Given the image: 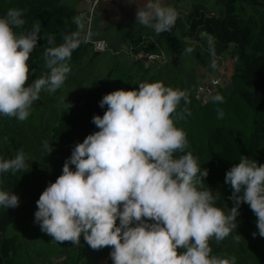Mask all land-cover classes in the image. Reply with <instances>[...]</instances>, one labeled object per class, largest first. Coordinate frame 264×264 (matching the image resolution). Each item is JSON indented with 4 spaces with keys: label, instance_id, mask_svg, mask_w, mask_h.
<instances>
[{
    "label": "clouds",
    "instance_id": "1",
    "mask_svg": "<svg viewBox=\"0 0 264 264\" xmlns=\"http://www.w3.org/2000/svg\"><path fill=\"white\" fill-rule=\"evenodd\" d=\"M177 18L175 8L162 0H145L143 7L137 6L135 22L160 34L171 31ZM24 24L19 9L10 8L0 17V115L20 121L29 116L45 86L54 92L64 83L70 72L65 61L80 43L75 34L65 35L59 45L49 37L52 46L44 53L49 74L26 86L39 27L17 34L14 29ZM223 99L211 97L213 102ZM181 100L189 102L184 91L161 82L104 94L99 101L101 108L107 106L104 114L92 117L99 130L74 145L61 174L36 200L34 223L40 230L57 242L79 244L83 235L94 250L110 246L112 264H229L211 255L209 240L219 242L230 234L236 238L239 208L247 203L264 237V164L241 156L226 171L233 206L225 214L217 206L218 196L197 187L208 170L198 166L191 152L174 155L188 144L171 116ZM222 117L218 109L217 118ZM44 149L50 153L51 146L44 142ZM27 170L22 150L0 159V175ZM18 205L16 193L0 188V208ZM231 264H236L234 257Z\"/></svg>",
    "mask_w": 264,
    "mask_h": 264
},
{
    "label": "trees",
    "instance_id": "2",
    "mask_svg": "<svg viewBox=\"0 0 264 264\" xmlns=\"http://www.w3.org/2000/svg\"><path fill=\"white\" fill-rule=\"evenodd\" d=\"M205 1L191 0L190 3L188 0L185 10L176 8L178 18L169 32L156 34L153 29L144 31L138 26L124 32L122 39L127 43L125 56L131 58V64L125 57L115 60L105 76L93 75L86 89L51 107L48 133L55 146L54 152L39 154L23 140L21 121L0 115V159H11L22 150L28 164L25 172L0 175V188L11 190L19 197L17 207L0 208V264L91 263L83 246L74 248L70 241L57 242L40 230L34 223L36 200L61 174L68 158L62 149L72 150L77 142L99 130L92 117L104 114L107 106L101 108L99 105L104 94L120 88L134 89L140 83L151 82L184 90L183 83L176 87L174 81L163 79L160 67L151 71L152 63L144 64L142 58L134 59L135 55L158 54L164 60L165 52L181 53L203 37L212 38L218 51L230 58L231 81L227 90L220 94L224 98L222 103L210 101L200 104L193 99L192 91H184L189 102L185 105L181 100L171 116L175 126L186 133L188 144L184 152L178 151L174 155L191 152L198 166L208 170V175L197 183V187L208 191L222 190L226 200L224 212L230 211L233 206L229 199L232 189L224 182L226 171L238 163L241 156L264 164V0H218L222 6L218 12L209 9ZM10 8L21 10L25 20L21 28L14 29L17 34L26 33L33 25L39 27V41L28 61L30 75L27 84L49 74L50 70L44 63L45 49L52 46L48 43L49 37L54 38L56 45L63 43V37L68 34H75L80 40L71 59L65 61L70 67L67 74H71L74 68L90 65L97 52L91 42L84 41V35L78 30L79 24L75 19L79 12L75 8L61 0H0V17H4ZM82 25L85 26L84 22ZM97 34H92V40L102 39L95 36ZM107 46L115 47L112 43ZM112 51L117 52V49ZM150 71L152 73L145 79V74ZM87 72L90 74L89 70ZM69 80L66 78L54 92H49L47 86L41 91L60 100ZM218 109L223 112L219 119ZM180 112L183 118H177ZM256 219L248 204L241 203L236 218L235 232L238 236L233 238L230 234L219 242L210 239L211 255L227 259L229 264L233 257L236 264H264V237L258 234ZM253 232H257L255 237Z\"/></svg>",
    "mask_w": 264,
    "mask_h": 264
},
{
    "label": "rangeland",
    "instance_id": "3",
    "mask_svg": "<svg viewBox=\"0 0 264 264\" xmlns=\"http://www.w3.org/2000/svg\"><path fill=\"white\" fill-rule=\"evenodd\" d=\"M89 1L90 0H61L62 3L75 8L77 12H82V14L88 13ZM189 1L191 3V0ZM121 2H123V5H121ZM144 3L145 0H100L97 4L96 10L93 16H91V27L93 26V28H90V32L94 29L92 34L98 32L95 36L104 39L106 44L112 43L115 46L112 49H117V52L112 51L111 47L108 46L106 50L102 51L93 49L97 53L93 56V60L88 67H83L81 69L74 68L71 74H67L66 78L70 80L62 91L60 100L52 98L50 93L44 90L41 91L40 98L34 101L29 109V116L21 121L23 140L28 142L39 154L47 152L44 149V142H47L49 147L51 146V151H55V146L51 143L48 133V125L52 120L50 116L51 107L56 103L68 101L73 95L86 89L93 75H98L97 77L105 76L115 60L120 61L123 60L124 57L127 58L125 56L127 43L122 39L125 31L136 29L137 26L144 31L148 29L151 30V28L135 22L137 6L143 7ZM162 3L164 6L183 10L189 5L188 0H162ZM205 5L214 12H218L222 8L218 0H206ZM75 21L79 24L78 30L80 34L84 35L86 27L82 25L83 22H81L82 20H80L78 15ZM106 25L108 26L107 29H102V27ZM92 34L91 37L93 38ZM203 38L204 39L194 42V45L189 48L190 51L189 49H185L181 53L165 52L164 60L160 62H148L153 65L151 71H156L157 68L160 67L159 72L161 76H163V79L168 82H170V80L174 81L176 87H178V84L183 83V91H192L198 79L211 75L214 70L212 63H214L216 57L220 60V69L216 68L215 70L220 71V74L225 78H229L232 72V62L230 58L218 51L212 38ZM90 52H92L91 48ZM130 60L131 58L128 57V64H131ZM84 65L85 64H82L81 66ZM88 70L90 74L87 72ZM151 71L145 74V79L150 76L152 73ZM80 81L81 85H78ZM27 82L28 80H26L25 84H27ZM227 87H222L219 90V95L222 91H226ZM62 151L67 157L71 155V150L68 148H64ZM210 191L213 195L219 197L217 206L225 210L226 200L223 198V191L220 189H212ZM77 246L84 247L86 254L91 259V263L89 264H112L109 255L111 250L110 246L94 250L84 242L83 235H81L79 244L72 243V247L75 248Z\"/></svg>",
    "mask_w": 264,
    "mask_h": 264
},
{
    "label": "built area",
    "instance_id": "4",
    "mask_svg": "<svg viewBox=\"0 0 264 264\" xmlns=\"http://www.w3.org/2000/svg\"><path fill=\"white\" fill-rule=\"evenodd\" d=\"M98 0H90L88 2V13L85 14L82 12L78 14V16L80 17V20H82L85 24L86 27V31L84 33V41L85 42H91L93 49L95 50H106L107 49V44L104 40L102 39H95L92 40V38L90 37V26H91V16L93 13V10L95 8V6L97 5ZM89 14V16H88ZM137 58H142L144 64H147L148 62H152V61H162L163 60V56L162 55H158V54H137L134 56V59ZM230 77L229 78H225L224 76H222V74H220V71L215 72L214 74H211L209 76H205L201 79H199L193 86L192 89V97L193 99L200 103V104H204L207 102L212 101L211 97L219 94V90L222 87H227L230 85Z\"/></svg>",
    "mask_w": 264,
    "mask_h": 264
},
{
    "label": "crops",
    "instance_id": "5",
    "mask_svg": "<svg viewBox=\"0 0 264 264\" xmlns=\"http://www.w3.org/2000/svg\"><path fill=\"white\" fill-rule=\"evenodd\" d=\"M225 55H226V54H225ZM217 57H219V56H217ZM212 64L215 65V66H214V68H213L214 70H213V72H212L211 74H214L215 72L218 71V70H217V71L215 70L216 68H217V69H220V60H219L218 58L215 57L214 63H212ZM207 74H208V73H207ZM205 75H206V74H205ZM198 80H199V79H198ZM198 80H197V81H198Z\"/></svg>",
    "mask_w": 264,
    "mask_h": 264
}]
</instances>
